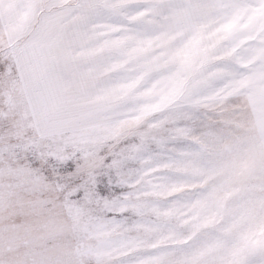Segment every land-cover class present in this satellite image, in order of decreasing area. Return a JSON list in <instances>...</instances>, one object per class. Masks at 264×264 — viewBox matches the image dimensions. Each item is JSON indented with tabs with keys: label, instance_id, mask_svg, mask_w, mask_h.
Masks as SVG:
<instances>
[{
	"label": "snow or ice",
	"instance_id": "snow-or-ice-1",
	"mask_svg": "<svg viewBox=\"0 0 264 264\" xmlns=\"http://www.w3.org/2000/svg\"><path fill=\"white\" fill-rule=\"evenodd\" d=\"M0 264H264V0H0Z\"/></svg>",
	"mask_w": 264,
	"mask_h": 264
}]
</instances>
